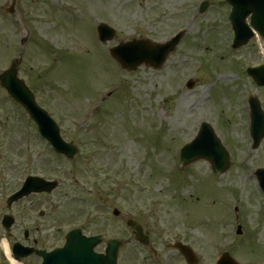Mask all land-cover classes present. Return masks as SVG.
<instances>
[{"label": "rangeland", "instance_id": "1", "mask_svg": "<svg viewBox=\"0 0 264 264\" xmlns=\"http://www.w3.org/2000/svg\"><path fill=\"white\" fill-rule=\"evenodd\" d=\"M201 1L19 0L17 18L4 12L10 0H0V72L18 56L20 40L27 35L20 77L66 140L92 143L82 150L84 164L89 158L101 159L97 164L110 169L115 181L116 194H107V184L92 188L82 172L75 178L83 187L89 185L84 194L74 179L61 177L66 184L61 196L69 193L71 199L64 207L67 222L61 223L59 234L51 230L52 236L62 238L71 222L79 225L83 209L89 207L84 200L94 199L104 207L98 215L102 227L97 228L108 237L131 241L123 245L121 259L145 254L126 225L132 217L148 232L164 263L180 264L174 263L169 244L183 241L194 247L198 264H215L226 251L241 264H264V194L255 176L256 169L264 168V141L252 148L248 105L254 93L264 103V94L241 75L244 67L238 60L228 58L227 28H219L226 22L227 5L210 0L207 12L199 15ZM96 21L116 31L111 42H99V47ZM214 25L222 33L212 31ZM182 28V43L159 70L141 66L129 73L109 56L107 49L120 42H165ZM245 55L247 65L261 61L258 50ZM190 79L193 88L186 86ZM205 121L230 152L231 165L223 175H214L202 160L179 167L180 149ZM1 143L3 168L15 156L26 163L29 155L39 167L56 156L0 88ZM89 188L102 196L91 197ZM114 207L121 211L119 218L112 215ZM10 241L0 229V264L7 259ZM142 259L134 258L140 260L135 264Z\"/></svg>", "mask_w": 264, "mask_h": 264}, {"label": "flooded vegetation", "instance_id": "2", "mask_svg": "<svg viewBox=\"0 0 264 264\" xmlns=\"http://www.w3.org/2000/svg\"><path fill=\"white\" fill-rule=\"evenodd\" d=\"M91 142L83 143V147H91ZM82 150V149H81ZM85 153L80 151V157L74 160L66 159L65 157H52L45 160L43 166H36L34 162L35 160L31 159L33 162H29L28 164L22 162V158L15 156V158L10 159L8 166L4 164L3 168V143L0 144V229H3V233H6L4 227V220L7 216H11L14 220V224L8 232L10 237L15 239L16 242L25 243L27 247H32L34 249L43 250V251H51L54 248H59L64 245L66 242V237H55L50 234V231L53 229L59 231L62 230L63 225L62 222H67V216L64 211L65 203L71 199L69 193H66L64 196L62 195V191L64 185H66L63 181H59V188L54 190L52 193H42V194H31L30 196L20 199L19 201L9 205V198L15 194L20 186L19 180L23 179L24 172L27 169H30L31 174L35 176H45L48 180H55L58 176L63 178L66 181L71 182L74 179V186L77 188L84 189L82 183L76 179L75 177L80 176L83 172V179H89L94 185L93 187L100 188V184H112L114 181L110 183L111 179L106 178L105 173L106 169L101 164H97L101 161V159H92L89 158V162L84 164L85 159L82 156ZM39 160V159H38ZM93 160H96V163L93 164ZM44 161V160H39ZM84 165L83 169L77 168L74 170V165ZM89 167H88V166ZM37 167H39L37 169ZM3 169L4 173L7 175V187L5 186L3 189ZM81 171H80V170ZM108 170V169H107ZM42 171V172H41ZM85 172V173H84ZM58 174V175H57ZM106 178V179H105ZM16 183H18V187H15ZM99 184V185H98ZM72 185H68L70 188ZM15 187V188H14ZM99 194L97 193L95 195ZM63 198V200H62ZM45 207V208H43ZM93 214H96V208L92 207ZM98 212V211H97ZM2 218H3V227H2ZM95 223L89 224L86 227H82V232L87 236H95L101 233L97 227H102L100 218L96 215L92 220ZM59 223V224H58ZM90 229V231H89ZM62 239V240H61ZM59 240L63 241V243H58ZM145 254H130L127 255V259H122L118 261V264H135L136 261L134 258H138L141 256L143 259L141 263L136 264H163L161 260L156 259L158 254L157 250L153 246H149L148 248H144ZM173 250V249H172ZM96 253L102 254L104 252L102 245H99L94 250ZM149 251L150 253H146ZM175 251V250H174ZM152 252V253H151ZM177 252V251H176ZM174 263L185 264L182 257L179 255V258L175 257ZM21 264H42L43 259L34 254L30 258L19 260ZM143 262V263H142ZM167 264V263H164ZM171 264V260H170Z\"/></svg>", "mask_w": 264, "mask_h": 264}, {"label": "water", "instance_id": "3", "mask_svg": "<svg viewBox=\"0 0 264 264\" xmlns=\"http://www.w3.org/2000/svg\"><path fill=\"white\" fill-rule=\"evenodd\" d=\"M257 2V0H253ZM263 8V4L261 6ZM99 31L102 39L107 40L113 36V31L106 26H100ZM176 41L172 43L174 45ZM150 45L147 42L142 43H129L122 45L112 50L113 55L121 62L122 67L129 70H134L140 64L146 62L152 66L159 67L165 60V53H162L159 57L152 59L149 52ZM149 52H147V50ZM154 52V51H153ZM18 61H15L9 71L0 75V84L6 88L9 94L28 111L30 116L38 124L41 135L47 139L54 148L61 153H64L70 158L76 156V149L74 145L65 143L60 137L59 128L55 121L48 115L46 111L41 109L35 102V98L29 89L26 87L23 81L17 77L16 67ZM192 86V85H191ZM252 136L255 140L254 147L256 148L260 141L264 138V118L259 105L252 106ZM262 121V122H261ZM205 159L212 164L213 170L216 173H223L229 167V157L227 151L221 145V142L216 137L213 128L203 123L197 137L192 143L187 145L181 153V165L185 166L196 160ZM257 176L260 180L261 186L264 190V171L258 170ZM39 181V180H37ZM45 183L34 182L33 185L39 190L45 189L43 186ZM52 186V185H51ZM51 186L49 188H51ZM35 190V189H33ZM30 189H27L24 193H19L15 198L22 197L24 194H28ZM133 229L138 237H142L141 228L138 225H133ZM88 243V242H87ZM71 245H68L70 247ZM115 246L110 248V254L114 251ZM180 249L186 253V247L180 246ZM65 249L59 252L50 254V257L63 253ZM218 264H234L233 260H230L229 255H224Z\"/></svg>", "mask_w": 264, "mask_h": 264}, {"label": "bare ground", "instance_id": "4", "mask_svg": "<svg viewBox=\"0 0 264 264\" xmlns=\"http://www.w3.org/2000/svg\"><path fill=\"white\" fill-rule=\"evenodd\" d=\"M5 249H6L7 255L9 256V258H11V253H10L9 248L6 246ZM12 261H13V259H12ZM13 263L17 264L15 261H13Z\"/></svg>", "mask_w": 264, "mask_h": 264}]
</instances>
